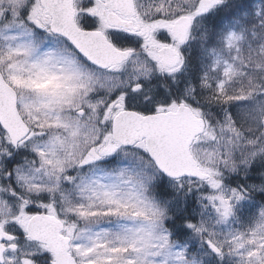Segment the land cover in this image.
I'll list each match as a JSON object with an SVG mask.
<instances>
[{
  "label": "snow or ice",
  "instance_id": "1",
  "mask_svg": "<svg viewBox=\"0 0 264 264\" xmlns=\"http://www.w3.org/2000/svg\"><path fill=\"white\" fill-rule=\"evenodd\" d=\"M0 264H264V0H0Z\"/></svg>",
  "mask_w": 264,
  "mask_h": 264
}]
</instances>
